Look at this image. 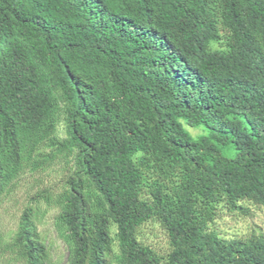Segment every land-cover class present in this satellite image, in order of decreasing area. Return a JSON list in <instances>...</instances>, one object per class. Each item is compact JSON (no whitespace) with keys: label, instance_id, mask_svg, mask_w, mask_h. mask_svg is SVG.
Wrapping results in <instances>:
<instances>
[{"label":"trees","instance_id":"16d2710c","mask_svg":"<svg viewBox=\"0 0 264 264\" xmlns=\"http://www.w3.org/2000/svg\"><path fill=\"white\" fill-rule=\"evenodd\" d=\"M28 173L61 184L0 264H52L51 210L66 264H264L263 232L215 223L264 207V0H0V203Z\"/></svg>","mask_w":264,"mask_h":264},{"label":"rangeland","instance_id":"374dc122","mask_svg":"<svg viewBox=\"0 0 264 264\" xmlns=\"http://www.w3.org/2000/svg\"><path fill=\"white\" fill-rule=\"evenodd\" d=\"M223 43L212 42L210 49L212 51L223 50ZM187 130L193 137L203 134L201 128L191 129L187 127ZM64 132L65 127L62 124L60 127V135L62 137H65ZM61 180L62 176L60 173L41 176L28 173L23 176L18 183L16 194L0 203V233L6 235L16 229L21 202L28 200V196L33 195L36 191L43 188L44 185L55 187L60 185ZM56 214V210L49 211L43 225L40 226V232L46 238L48 244L52 246V264H66L68 257L67 250L65 245L56 238L54 231V218ZM215 223L218 232L226 238L246 236L252 230L264 233V207L252 209V216L247 218L236 217L224 212ZM140 237L145 244L152 246L155 250L161 253L168 252L169 246L166 233L158 223H148L143 226L140 230Z\"/></svg>","mask_w":264,"mask_h":264}]
</instances>
